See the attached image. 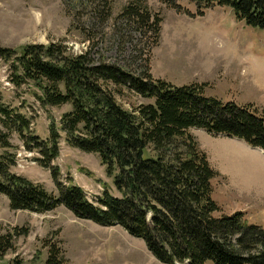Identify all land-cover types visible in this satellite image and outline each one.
<instances>
[{"label": "trees", "instance_id": "1", "mask_svg": "<svg viewBox=\"0 0 264 264\" xmlns=\"http://www.w3.org/2000/svg\"><path fill=\"white\" fill-rule=\"evenodd\" d=\"M73 1L75 6L69 3V8L66 2L68 12L74 20L81 19L86 8ZM177 1L163 0L180 9ZM190 1L201 15L212 6L228 7L239 21L264 31V0ZM88 3L93 17L102 23L111 19V0ZM118 19L151 32L152 47L159 44L163 19L141 0L129 3ZM0 59L10 63L12 83L34 82L42 91L39 99L44 106L72 105L61 118L60 129L68 144L97 153L121 194L115 197L106 190L95 203L82 187L61 181L60 170L53 164L62 137L56 122H51L50 137L41 139L31 132V120L5 105L0 92L5 127L0 129V194L8 197L12 209L44 213L64 206L78 218L103 226L120 225L143 239L166 264H264V229L251 224L244 212L217 215L221 207L213 192L219 172L190 132L204 129L264 150V118L251 107L208 98L204 85L176 86L155 78L149 57L145 71L136 74L105 58L97 61L90 50L75 54L64 41H54L0 47ZM124 89L155 102L127 109L117 99ZM14 131L27 150L39 154L36 162L51 170L57 193L13 172L17 165L11 142ZM25 231L0 236V259L15 249V237ZM60 253L52 244L47 264H62ZM14 264L23 261L17 256Z\"/></svg>", "mask_w": 264, "mask_h": 264}, {"label": "rangeland", "instance_id": "2", "mask_svg": "<svg viewBox=\"0 0 264 264\" xmlns=\"http://www.w3.org/2000/svg\"><path fill=\"white\" fill-rule=\"evenodd\" d=\"M77 1L86 10L81 19L74 20L66 6L68 2V8L69 3L74 7L73 0H0V47L64 41L75 54L90 50L97 61L105 58L136 74L145 71L149 57L155 78L176 86L204 85L206 97L251 107L264 118V31L239 21L232 9L216 5L201 15L190 0H178L180 9L163 0H141L163 19L159 44L152 47L151 32L118 19L134 0H111L112 17L104 23L90 13L89 0ZM0 92L4 104L25 114L32 122L31 132L44 140L50 137L52 120L60 129L62 115L72 110L71 104L44 106L39 99L42 91L32 81L19 86L12 83L10 63L2 59ZM117 99L127 109L155 102L127 89ZM0 129L5 130L1 117ZM190 132L212 165L225 173L217 169L214 182L213 199L221 207L217 215L244 212L251 224L264 229V151L204 129L192 128ZM60 133V154L53 161L60 180L82 187L95 203L106 190L121 197L114 176L108 175L99 155L70 146L61 129ZM11 142L17 154L13 172L57 193L51 170L35 160L39 154L27 150L15 131ZM234 173L240 184H234ZM16 229L27 233L15 237V249L0 259V264H14L17 256L23 264H47L52 244L61 250L62 264H166L149 251L143 239L120 225L103 226L78 218L64 206L44 213L14 210L8 197L0 194V236L14 234Z\"/></svg>", "mask_w": 264, "mask_h": 264}, {"label": "crops", "instance_id": "3", "mask_svg": "<svg viewBox=\"0 0 264 264\" xmlns=\"http://www.w3.org/2000/svg\"><path fill=\"white\" fill-rule=\"evenodd\" d=\"M234 141H236V140H234ZM242 141H243V140H242ZM238 143H243V142H241L240 139H238ZM206 153H207V152H206ZM207 154H208V153H207ZM210 163H211V161H210ZM211 165H212V163H211ZM212 166H213V165H212ZM213 167H214V166H213ZM214 168H215V167H214ZM215 169H216V170L218 169V170L221 171L223 174H225V173H224L222 170H220L219 168H215ZM232 178H233V180L235 179V181H233L234 184H236V185H237L238 183L240 184V180H239V178H237V177L235 176V173L233 174V177H232ZM217 179H218V178H216L215 180H217ZM214 182H215V181H214ZM236 187H237V186H236ZM238 189H240V192H242V191H241V189H242L241 187H239ZM242 193H246V192L243 190Z\"/></svg>", "mask_w": 264, "mask_h": 264}, {"label": "bare ground", "instance_id": "4", "mask_svg": "<svg viewBox=\"0 0 264 264\" xmlns=\"http://www.w3.org/2000/svg\"><path fill=\"white\" fill-rule=\"evenodd\" d=\"M264 151V150H263Z\"/></svg>", "mask_w": 264, "mask_h": 264}]
</instances>
